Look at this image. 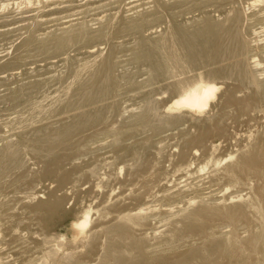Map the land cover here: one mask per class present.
Here are the masks:
<instances>
[{"label": "bare ground", "instance_id": "1", "mask_svg": "<svg viewBox=\"0 0 264 264\" xmlns=\"http://www.w3.org/2000/svg\"><path fill=\"white\" fill-rule=\"evenodd\" d=\"M210 1L151 0L153 5L150 3V8L137 10L126 18L120 17L118 13L97 18V28H94V23L90 25L83 19L84 22L63 25L57 30L55 28V31L41 32L38 36L33 33L35 30L29 29L32 33L28 32L26 37L22 35L25 38L21 37L22 41L19 39L21 43L12 50V54L6 51L10 55L0 56V74L11 72L7 75L9 77H17V73L12 71L16 69L14 66L23 63L22 52L29 47L36 46L37 57L40 58H59L61 54L76 48L87 49L84 53L88 57V60L76 63V67L69 65L71 67L67 72H60L56 77L32 79L27 84H18L20 86L11 91L9 89L7 94H0V104L3 105H0V191L12 197L0 204V233H5L10 240L21 237L25 224L15 213L18 205L29 207L40 228L47 229L54 213L46 214L42 210L46 201L33 196V191L44 180L57 183L56 190H50L51 196L55 198L53 207L57 211L64 208L70 188L78 190L84 180L97 177V186H104L97 171L100 167L78 160L92 151L93 146L101 140L100 137L105 135L112 138L110 146L116 156L111 163H107V160L103 162V166L115 165L114 162L124 154H132L131 159L123 163L120 169V174H124L123 179L119 178L116 183L122 187L131 184L139 187L133 191L128 203L120 199L103 209L104 217L114 214L111 220L93 224L91 210H88L82 218L72 223L75 237L85 241V257L81 256L82 251L79 249L60 256L64 239L52 244L48 234H39L43 244H48L42 264H90V256L97 252L100 238L104 239V244L97 264H225L238 248H241V252L235 264L264 262V225H253L254 222H264V208L254 211L250 226L245 228L250 232L242 237L237 230L243 226L241 219L250 213L245 203H240L238 209L233 205L204 203L202 197V203L195 205L196 197L187 198L188 206L184 208L182 204L175 205L186 199L187 190L165 189L163 197L169 203L164 207H142L145 194L160 185L158 170L163 145L159 143L162 146L157 156L152 153L157 141L154 144L151 137L127 142L142 132L148 134L151 131L158 135L172 128L179 129L183 123L189 122L191 128H182L176 134L179 139L176 144L181 147V151L178 150L173 163L183 166L188 162L193 148H206L209 141L225 134L223 111L212 115L209 110L219 103L234 101L241 110L257 107L259 111L258 106L264 100V69L261 70L262 61L258 59V52H264V43L259 39L260 31L254 30V35H249L251 26L260 19L258 12H245L242 9L247 3H243L240 8L236 5L238 0H214L219 9L225 3L232 4L230 9L218 10L219 15L216 17L211 11L204 13V3ZM190 2L203 12L201 18H196L191 25L184 18L181 19L184 9H180ZM262 3L264 0H251L248 9H254ZM162 23L166 24L163 32L157 30L159 27L156 28L157 24ZM39 25L35 28H39ZM121 34L134 38L133 49H127L134 51L132 56L137 63L145 65L147 77L140 79L137 73L131 71L116 72L120 65L115 60V53L121 47L116 40L122 37ZM100 41L106 44L105 49L94 48L98 45L96 43L94 47L88 45ZM48 64L52 67L55 63ZM3 78L6 77L0 75V79ZM229 82H233V90H247L246 95H227L224 85L232 86ZM130 96H141L143 103H140L138 111L127 115L132 107L125 111L127 102L124 105L123 102ZM262 110L264 112V108ZM111 121L114 123L111 124ZM8 128L9 131L6 130ZM259 136L254 144H250L247 152L237 155L236 161L232 160L235 161L232 164L221 167L222 163H216L221 168L211 176L216 180L222 175L235 186L245 184L249 175L253 180L255 178L259 193L252 200L251 207L264 205V132ZM205 153L202 152V155ZM32 165H36L37 169ZM207 169V166L200 167L201 172ZM162 217H169L166 223L168 228L161 237H156V243H151V239L142 236L141 232L148 228L152 220ZM215 219L219 221L213 225ZM224 224L234 225L235 231L227 235L214 232V227ZM193 233L203 235L201 244H188Z\"/></svg>", "mask_w": 264, "mask_h": 264}, {"label": "rangeland", "instance_id": "2", "mask_svg": "<svg viewBox=\"0 0 264 264\" xmlns=\"http://www.w3.org/2000/svg\"><path fill=\"white\" fill-rule=\"evenodd\" d=\"M240 1H242V0H240ZM240 1L238 0L239 3L238 2L236 3V5H239L240 8L243 7V3H244V5H245V3H247L242 9L245 12H247L249 14L253 13V12H258L260 19L257 20L251 26L250 29L252 31L250 30L249 35L250 36L254 35L253 34L254 30L260 31L259 39H261L262 40L261 42L264 43V14H263L264 13V4L262 3L260 6L254 8L255 9L254 10V9H248V3L251 0L250 1L243 0V2H240ZM93 2H96V3H93ZM150 3H151V0L150 1L149 0H114V1L113 0H99V1H93V0H0V51L2 52V53L0 52V56L10 55V54L6 53V51L12 54V52L17 48L18 44L21 43L22 39H20V38L21 37L25 38L26 34L28 36V32L35 30L33 33L36 36H38V34L41 35L45 32H49V30L55 31V28L57 30L58 28L63 27V25L64 26H67V25L70 26V24H72V23H78L80 21L84 22L86 20H87L86 22H88L90 25H91V23L92 24L94 23V26H96L94 28H97L99 26V25H97V18H101V17L103 18V16L105 17L111 13L112 14L118 13V15H120V17L126 18V17H128V15H132L134 12H137V10L142 11L143 9L146 10V9L150 8L151 4H152V3L151 4ZM204 6H205L204 7V13L206 11H211L212 15L217 17L219 15L218 10L228 9V7L230 9L232 7V4L225 3L222 5L221 9H219L220 7L215 4L214 0H211L210 2L204 3ZM133 7H134V9H133ZM198 8L199 7L194 8V6L191 4V2L187 3L186 5H184L183 7L180 8V9H184V12H183V15L181 16V19L184 18V20L189 25H191V23L194 22L196 18H197L196 20H198L203 15L202 9L201 8L198 9ZM209 9H211V10H209ZM261 12H263V13H261ZM121 15H123V16H121ZM189 18H191V19L189 20ZM83 19H84V21H83ZM90 20H92V21H90ZM41 21H42V24L40 23V25H41L40 26L39 22H41ZM35 24L37 26L39 25V28H35V27H37ZM29 25H30V27H29ZM31 25L32 26L34 25V27H32ZM157 27H159V29ZM163 27L166 28L165 23H162L159 25L157 24V26H156L157 30L162 31V32L165 30V29H163ZM256 27H257V29H256ZM47 28H49V29H47ZM22 35L25 37H23ZM121 35H122V37H124L123 34H121ZM121 35H119V36H121ZM249 35H248V37H249ZM122 37H119L116 40L121 46L117 50L118 52L115 53V60L119 61L118 65L121 66V67L118 66L116 68V72L119 74V73L131 71L132 73H134V72L137 73V75L139 76L140 79L145 78V76L147 77V75L144 72V66L145 65H143L140 62L137 63L135 61L134 57L132 56L134 54V51L131 50V49H133V46H134V42H135L134 38L132 36H125L124 38H122ZM130 39H132V40H130ZM129 40H130V42H129ZM126 41L129 43H126ZM95 43L98 45L100 44L101 47H100V45L99 46L96 45V47H94ZM88 45H92L94 48L99 47L100 49H102V48L105 49V47H106V44L101 42V41L100 42H93V43H90ZM127 48H131V49H127ZM84 50H87V49L76 48L74 51L72 50V51L66 52L67 54L66 53L61 54L60 55L61 57L59 56V58L57 56V57H54L52 59L51 58L47 59L44 56H41L43 58H40L39 56L37 57L38 48H36V46H34L33 48L29 47V48H27V50L25 49V51L22 52L23 53L22 54V60H23L22 62L23 63L17 64L20 67L19 66L17 67V65L14 66V67H16V69L14 71H12L15 74L17 73V77H16V75L10 76V77L7 76L11 72H9V73L6 72V74L2 73L3 75L0 74L1 77L4 76L7 78V79L3 78L4 81H3V79H0V94H7L13 88L15 89L16 87H18L22 84H27L32 79L33 80L37 79V78L38 79H45L46 77L48 78V76L49 77H56L60 72H67L71 66L75 65L74 67H76L77 64H79L81 61L88 60V57L85 55ZM3 52H4V55H3ZM79 52L80 53L82 52L84 54L81 53L82 55H80ZM27 53H28V55H27ZM119 53H120V55H119ZM258 54H259L258 59H260L262 61V63H261V65H262L261 70H262V69H264V67H263L264 66V52L261 51V52H258ZM124 55H125V57H124ZM65 57L67 58V60ZM58 59L59 60L61 59V61H59ZM68 59H70L71 63L69 62ZM49 60H51V61H49ZM74 61H75V64H74ZM120 61H122L123 63ZM48 62L49 63L54 62L56 65L54 64L51 67V64H48ZM62 62H64V63H62ZM57 63L61 64V66ZM45 65H46V67H45ZM69 65H71V66H69ZM141 67H143V68H141ZM140 74L144 77H142V76L140 77ZM231 83L233 84V82H231ZM231 83L229 82L228 84H231ZM18 84H20V85H18ZM224 91L228 93V94L226 93L227 95H231V94L235 93V95L237 97H243L247 93V90H245L243 88H241L239 90L238 89L233 90V85L230 87L227 85H224ZM4 92H6V93H4ZM132 97H133V99H132ZM130 98H131V100H130ZM140 98H141V96L138 98L137 97L135 98L134 96H130V97L125 98L127 100L124 99L123 105H124V103L126 104V102H127V104H126L127 106H126L125 111H128L132 107L130 109L131 111H129L127 115H129V113H132V112L139 110L140 105L143 103L142 98H141V100H140ZM136 100L139 101L138 102L139 104L137 103ZM129 104H131L132 106ZM0 105L3 106L2 104H0ZM135 107H136V109H135ZM258 107L260 108V109L258 108L259 111L256 110L257 107H254L255 111L253 108L248 110V111L247 110L245 111V110H241L240 107H238L234 103V101H227V102L225 101V102L219 103L218 105L215 106V108H212L211 110H209V114H212V113L216 114L220 111H223L222 115H223V117H225L224 118L225 134L222 137L215 138V139L209 141L206 148H201V147L199 149H197V147L193 148L190 151V156L188 157V160H187L188 162L183 166H175L173 163V160L175 159L176 155L179 153V151H181V147L177 146L178 144H176L179 142V139L176 137V134L179 132V130H182V128L183 129H185L186 127H187L186 129L191 128L189 122L183 123L181 125V127H179V129L178 128H174V129L172 128V129L166 130V131H164L158 135H154L153 132L149 131V132H151V133H149L147 131L148 134L146 132H142L140 134H137L135 138L128 139L129 141L127 140V142H132L135 139H140V140L142 139L143 140L145 138L151 137L154 144H156V141H157V144L154 145L152 148V153H154L157 156H158V152L160 151L159 150L160 147L163 145V147H161V150L163 151L162 153L164 154V156H163V154L161 155V163L159 165L160 169L158 170L160 177H161L160 185L159 186L157 185V187L153 188L151 191H149L147 194H145L146 197H145V200L143 201V203L141 204V206L146 207L148 205H155L157 207L159 205L160 208L164 207L167 203H169L168 201H165V199L163 197L165 189H170L171 191H176L178 189H184V190L186 189L187 190V193L185 194L186 199L183 202H180L179 205H175V206H180L182 204L181 207H184V208L188 206V202H187L188 199L187 198L194 199L196 197L197 198L194 200L195 205L202 203L201 202L202 197H204V200H205L204 203H209V204L220 203L219 205H233V206H236V208H238V209L240 208V203H245L246 207H248V209L250 210V213L248 212L246 217L241 219V223L243 224V226H241L242 228H239L237 231L239 232V235H241L242 237L247 236L250 231H247V229H245V228H247V226H250L251 220L254 218V215H255L254 211L264 208V205H259L257 207H251L252 200L256 196H258V193H259L258 188H257L258 187V184H257L258 181L255 180V178L253 180V177H251L249 175V176H247V179L245 180V184H243L241 186H235L230 179H228L226 177H222V175L219 179L217 178L216 180H213V178L211 176L214 175V171L217 170L218 168L220 169L222 167V165L227 166L229 163L232 164V162H235L237 155L239 156V154L244 153L245 151L247 152L249 147L252 144H254L257 141V139L260 137L259 135H261L264 132V126H263L264 125V112L262 110L264 108V100L260 104V106H258ZM133 108L135 110L132 111ZM121 109H122V111H124L123 108H121ZM204 118H205V115H204ZM115 122H117V120ZM113 123H114V121L113 122L111 121V124H113ZM262 128H263V130H262ZM6 130L9 131V128ZM177 130H178V132H177ZM169 131H171V132L167 133ZM164 133H166V134L163 135ZM104 136L100 137V139H101L100 141H102V143L100 144V141H99L97 144H95L92 148V151H90L86 155L82 156L81 159L78 160V162L81 161L84 163V161H85V163L89 164L90 166H94V164H96L95 166H97V168L99 166L100 169L99 168H98L99 170L97 169V171L99 173L98 175H100L102 177L101 182L104 183L105 187L104 186H102V187L97 186V184L99 183V180L97 179V177L84 180L82 182V184L79 186L78 190L73 189V188H70V190L68 189L69 193L67 192L68 193L67 194V196H68L67 202H66L63 209L57 211V209H55L53 207V204H54L53 201L55 200V198L53 196H51V194H50L52 192L50 190H56L57 183L52 182V181H48V180H44L42 182V184L39 185L33 191V196L37 199H39V198L42 199V201H46V204H45L46 206L43 207L42 210L44 212H47L46 214H53L54 213V218L50 221L47 229L43 230L38 225V221H37L34 213L31 211V209L29 207H26L25 205H18V208H17V210H15V213L17 214V217L20 218L23 221V223L25 224V229H24V231H22L21 237H19L16 240H10L9 237L5 233L4 234L0 233V264H42L44 254L48 250V244L47 245L43 244L42 239H41L42 237L39 235V234H44V233L48 234V236L51 238L52 244L57 243L56 240L58 241L60 239H64L65 244L62 247V249L60 250V253H59L60 256H62L65 252L70 251V250H74V249L81 250L82 251V253H81L82 257L86 256L85 241L83 239L75 237L73 229H72V223L74 221H77L80 218H82L84 213L88 210H91L93 224L94 223L99 224L100 222H103L104 220H106V221L111 220L112 217L114 216V214L110 213V214H107V217H104L103 216V209H105L106 207H109L110 205L114 204L115 202H117L120 199H125V203H128V201L130 200L129 197L133 194V191L139 187V185H137V184L136 185L131 184V185H127V186L122 187L120 185H117V183H116L117 180L119 181V178L121 180L123 179L124 174L123 175L120 174L121 173L120 169H121V167L124 166L125 163H127L128 160L131 159L132 154H126V155L124 154L123 157L118 158V160H116L114 162L115 165H113V164L109 165L112 169L109 166H107L106 164H105V166H103L104 165L103 162H106V160H107V163H109V162L111 163L115 160V156H116V153L113 151V148L110 146V141L112 140V138L105 136L106 137V139H105ZM159 136L161 138H159ZM175 139L177 141H175ZM159 143H161L162 145ZM98 146H99V148H98ZM105 147H106V150L104 149ZM95 151H97V152H95ZM199 152H201V154ZM202 152L203 153L206 152V153L202 155ZM85 156H87V157L85 158ZM228 160H231V161L229 162ZM232 160H235V161H232ZM225 161H227V162H225ZM96 162H98V163H96ZM99 162H101V163H99ZM219 162L222 163L221 167L216 166V163H219ZM32 166L35 169H37L36 165H32ZM102 166H103L104 170H103ZM202 166H207L208 169L205 170L204 172H201L200 167H202ZM220 174H222V173H220ZM200 178H202V179H200ZM248 181H249V183H248ZM229 183H231V184L229 185ZM140 189H141V187H140ZM189 192H190V194H189ZM213 192H215V193H213ZM191 193H194V194H191ZM202 193H204V194H202ZM209 193L210 194L212 193V194L208 195ZM11 198L12 197H10V195L2 194V192L0 191V200H1L0 204L5 203V201L7 199H11ZM196 200L198 202H196ZM222 202H223V204H222ZM159 207H157V208H159ZM173 218H175V217H172V219ZM157 219L158 220H156V219L152 220V222L150 223L148 228L144 232H141L142 236H146L147 238L151 239V241H150L151 243H156L157 242L156 237H161V235L164 233V230H167V228H168L166 223H167V219H169V217L167 219L163 218V217H162V219L161 218H157ZM218 221L219 220L215 219L212 221V224L215 225L216 223H218ZM244 225H245V227H244ZM253 225H258V226L264 225V222H260V223L254 222ZM255 230H258V228H255ZM233 231H235V226L232 224H224V225L214 227V232L217 234H223L224 233L225 235H227ZM156 233H157V235H155ZM31 236H33V237H31ZM163 236H167V235H163ZM191 237H193V238H191ZM5 241H6V243L7 242L8 243L6 244ZM202 242H203V235H200L197 233H193L192 236H190L188 239V244H190V245H198V244H201ZM103 244H104V239L100 238L97 252L94 255L90 256V260H89L90 264H97L98 261H100V258H101L100 253H101V249L103 247ZM240 250H241V248H238L236 254L230 260L226 261L225 264H235L234 262H235L236 258L238 257L239 253L241 252ZM47 264H49V262ZM249 264H256V263L254 261H252ZM261 264H264V262H262Z\"/></svg>", "mask_w": 264, "mask_h": 264}]
</instances>
